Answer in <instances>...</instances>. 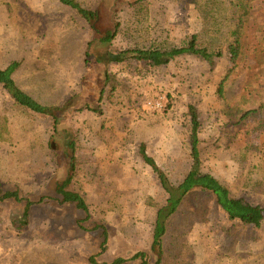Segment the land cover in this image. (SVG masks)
I'll return each instance as SVG.
<instances>
[{
  "label": "rangeland",
  "instance_id": "rangeland-1",
  "mask_svg": "<svg viewBox=\"0 0 264 264\" xmlns=\"http://www.w3.org/2000/svg\"><path fill=\"white\" fill-rule=\"evenodd\" d=\"M13 1L0 0V66L20 64L17 78L26 91L63 106L80 95L81 80L89 72L79 58L81 43L65 30V13L48 10L54 0H24L44 14L37 19L31 37L13 11L9 12ZM91 2L96 5L98 0ZM145 7L118 10L123 32L104 54L105 66L96 64L90 71L93 78L107 71L111 82L102 101L92 94L79 97L98 112H73L63 122L77 143L70 189L80 193L90 209L91 220L85 226L108 227V249L102 252L97 232L77 227L80 216L73 207L40 205L24 226V207L9 201L0 203V264H92L93 257L110 264L118 258L131 259L138 252H147L151 264H156L150 248L158 211L168 195L140 158V147L145 144L159 166L174 181H182L192 163L191 104L198 108L202 121L199 137L205 171L229 187L234 198L264 207V67L257 57L258 50L264 51V0H252L243 55L236 67L232 41L227 38L221 42L223 56L213 66L195 57L180 58L160 69L117 62L135 44L167 39L169 44L183 46L199 27L194 16L182 11L174 0H151ZM258 79L262 82L256 96L260 106L248 104L244 98L248 84ZM223 81L226 88L221 101L217 90ZM8 101L7 93L0 89V122L8 116ZM253 109L258 112L237 127L239 118ZM19 116V112L10 115L12 137L0 143L3 188L19 189L33 200L57 196L56 186L68 172L65 139L53 141L52 117ZM189 204L187 201L184 208L191 211L196 204ZM186 223L195 233L203 234L205 226L211 230L207 218L193 216ZM185 227L177 235L184 248L182 264H208L207 258L209 264H234L240 252L264 258V228L259 242L218 241L209 233L203 239L207 250L201 253Z\"/></svg>",
  "mask_w": 264,
  "mask_h": 264
},
{
  "label": "trees",
  "instance_id": "trees-1",
  "mask_svg": "<svg viewBox=\"0 0 264 264\" xmlns=\"http://www.w3.org/2000/svg\"><path fill=\"white\" fill-rule=\"evenodd\" d=\"M174 2L182 11L191 13L198 22L199 27L190 35L188 42L183 46H177L169 44L167 39H159L153 42L150 40L151 44H145V46L135 44L125 50L117 62L132 63L145 69H160L180 58L195 57L213 66L215 61L223 56L221 42L227 38L232 41L231 53L236 67L243 55L244 35L252 10V0H174ZM150 3L151 0H98L97 4L93 5L91 0H54L53 3L48 4V10H51V13L56 15L65 13V30L68 29L72 37L76 35L81 43L82 51L79 58L83 59L89 69L81 80L83 95L92 94L102 101L111 85L107 71L96 73L95 78L90 71L96 64L105 66L106 62L102 60L104 54L123 32L118 10L123 7L146 9L145 6ZM8 9L11 13L13 11L20 21L23 31L30 37L33 36L34 25L44 14L34 11L24 0H14L9 4ZM257 57L260 65L264 67V51L258 50ZM20 68V64L6 68L0 66V89L7 93L10 100L6 104L8 116L6 115L0 122V143L8 142L12 137L10 115L14 117L16 112H19V117L33 114L48 115L54 120L53 141L65 139L68 172L65 180L56 186L57 196L44 195L38 200L26 198L22 191L16 188L4 189L0 181V203L13 201L22 205L26 220L23 223L24 226L28 225L34 208L40 205L56 204L59 207H73L80 216L76 222L77 227L83 232H97L101 238V250L105 252L111 235L108 227L96 224L92 229L87 228L85 225L91 220L87 202L80 193L70 189L77 166V143L71 128L63 123L64 119L73 112L81 113L87 110L98 112V109L88 102L79 101L81 93L73 96L63 106L50 104L37 98L18 82L17 75ZM232 72L233 69L227 72L225 81L228 82ZM225 81L219 84L217 90L221 101L225 94ZM261 83L258 79L248 84L244 95L246 103L261 105V102L256 99ZM113 89L116 91V88ZM227 108L230 109L228 100ZM257 112L258 109L248 111L239 118L237 127H241ZM189 117L192 163L182 181H174L171 175L165 172L147 152L145 144L140 147V158L152 170L160 186L168 195L166 204L158 211L150 248L151 253L157 258L156 264H182L184 248L177 235L183 231L184 225H186L184 231L187 237L191 236L192 245L201 253L207 250L208 244L203 239L209 237V233L214 234L218 241L236 239L259 242L262 238L260 231L264 228V207L255 206L245 199L234 198L229 187L222 184L216 176L205 171L199 137L202 121L198 108L194 104L189 105ZM159 121L161 120L154 122ZM187 201L190 204H196L191 211L184 208ZM193 216L200 220L207 218L211 230L208 231L209 229L205 226L203 234L193 232L186 223ZM205 261L209 264V258ZM91 262L92 264H108L99 263L95 257L91 258ZM129 262L151 264L147 252H138L131 259L118 258L110 264H128ZM234 264H264V258L240 252Z\"/></svg>",
  "mask_w": 264,
  "mask_h": 264
}]
</instances>
